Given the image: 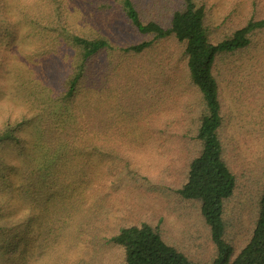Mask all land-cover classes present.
I'll return each instance as SVG.
<instances>
[{"label":"trees","instance_id":"trees-1","mask_svg":"<svg viewBox=\"0 0 264 264\" xmlns=\"http://www.w3.org/2000/svg\"><path fill=\"white\" fill-rule=\"evenodd\" d=\"M245 1L223 31L209 0L83 2L120 42L75 0H0V153L21 169L0 156V264H264V145L242 156L227 94L264 142V0ZM128 192L157 207L117 216Z\"/></svg>","mask_w":264,"mask_h":264},{"label":"rangeland","instance_id":"rangeland-1","mask_svg":"<svg viewBox=\"0 0 264 264\" xmlns=\"http://www.w3.org/2000/svg\"><path fill=\"white\" fill-rule=\"evenodd\" d=\"M210 5L212 7V15H213V21L215 24H221L219 25L220 30H226V28L229 27V23L226 22L224 24L225 20L230 22L228 16L232 15V19L236 20V22H239L243 18V15L246 14V1L245 0H209ZM76 6H74L71 2V7H74L75 12L77 15L75 16V22L80 25L84 24L89 27H94L98 30H104L106 31L110 36L112 37H118L117 40L120 42H132L135 41L137 38L136 34L132 32V29L129 27H126L121 19L117 15H111L106 17H90L87 21V19L80 18L81 11L79 9L83 8V2H86V0H75ZM234 14V15H233ZM85 21V22H84ZM223 23V25H222ZM31 48L28 45L19 44L14 49V56H19L23 60L32 61L30 56ZM262 51V50H261ZM261 51H258L255 54V57L249 61L248 63V73H254L257 71V66H260L259 59L261 58ZM17 58V57H16ZM229 101L231 104V111L234 113V119H232V122L230 125L233 127L232 130L237 132L236 139H238V142L236 141L238 149L240 150L242 156L247 157L251 160H257L261 154V150H263L264 142L262 140L261 134L259 132V129L253 130L255 126L257 128H261V126H257L253 122L255 121L250 114L248 113V109L251 108V104L249 102H246V104H242L240 102L233 101V98L231 96V90L227 91ZM13 100L9 99V97L1 98L0 99V120L1 117L6 110H11L12 107L11 102ZM13 106V114H18L21 112L20 106L12 105ZM254 112V111H253ZM26 137L27 141L31 142V131H26ZM5 155V162L3 163L8 167L9 172H12V174L16 177H19L21 174L20 165L18 163L19 158H17L16 153L11 151V149H8L6 153H0V156ZM241 156V157H242ZM157 207V204L153 202V200L147 196H144L137 192H128L122 200L119 201L118 208L116 215H122V214H140L142 212H145L150 209H154ZM14 220L18 219V214H14ZM240 239V238H239Z\"/></svg>","mask_w":264,"mask_h":264}]
</instances>
